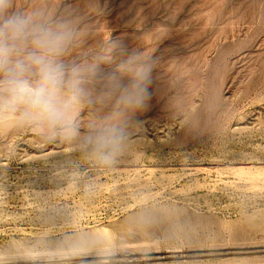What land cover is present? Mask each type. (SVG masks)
I'll list each match as a JSON object with an SVG mask.
<instances>
[{
  "label": "rangeland",
  "instance_id": "obj_1",
  "mask_svg": "<svg viewBox=\"0 0 264 264\" xmlns=\"http://www.w3.org/2000/svg\"><path fill=\"white\" fill-rule=\"evenodd\" d=\"M66 4L86 31L67 59L120 37L156 60L151 98L111 168L0 120V248L78 233L59 264H264V0H17Z\"/></svg>",
  "mask_w": 264,
  "mask_h": 264
},
{
  "label": "clouds",
  "instance_id": "obj_2",
  "mask_svg": "<svg viewBox=\"0 0 264 264\" xmlns=\"http://www.w3.org/2000/svg\"><path fill=\"white\" fill-rule=\"evenodd\" d=\"M85 34L71 4L53 14L0 0V120L38 130L45 141L72 145L96 166L111 168L129 145L135 114L148 105L157 62L151 54L129 49L120 37L107 40L90 58L68 60ZM85 109L107 112L83 129ZM91 187L85 184L86 194ZM87 240L78 233L56 240L45 234L30 244L0 248V264L70 261L87 254Z\"/></svg>",
  "mask_w": 264,
  "mask_h": 264
}]
</instances>
